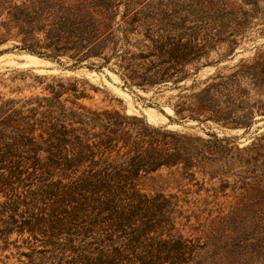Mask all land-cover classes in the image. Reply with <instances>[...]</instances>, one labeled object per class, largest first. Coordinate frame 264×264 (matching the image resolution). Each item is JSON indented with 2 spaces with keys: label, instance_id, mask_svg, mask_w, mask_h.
I'll return each instance as SVG.
<instances>
[{
  "label": "trees",
  "instance_id": "obj_1",
  "mask_svg": "<svg viewBox=\"0 0 264 264\" xmlns=\"http://www.w3.org/2000/svg\"><path fill=\"white\" fill-rule=\"evenodd\" d=\"M200 10L136 0H0V46L12 39L70 69L106 67L125 85L178 90L169 101L177 121L249 131L264 103L252 100L246 83L264 94V54L197 81L203 59L225 42L202 35L203 22L186 15ZM37 79L41 94L0 99V243L27 257L20 264H207L208 255L213 264H264V214L219 216L212 239L223 242L209 253L183 233L174 195L141 188L162 169L190 181L227 177L221 168L231 137L94 109L80 102L89 98L81 80ZM250 147L264 149V135ZM245 249L257 261H242Z\"/></svg>",
  "mask_w": 264,
  "mask_h": 264
},
{
  "label": "rangeland",
  "instance_id": "obj_2",
  "mask_svg": "<svg viewBox=\"0 0 264 264\" xmlns=\"http://www.w3.org/2000/svg\"><path fill=\"white\" fill-rule=\"evenodd\" d=\"M136 1L142 5L167 7L171 11L190 7L201 9L191 11V14L187 12L186 15L189 18L192 15L193 19L203 22L202 35L217 34L225 39V42L210 51L207 59H203L206 65L200 69L197 81L218 72L229 75L238 69L241 62L252 63L255 56L264 54V0ZM228 39L236 40L237 44H232ZM18 44V41L11 39L0 46V99H20L41 94L42 88L38 85L37 77L79 79L89 94V98L80 102L94 109H117L128 115L142 116L153 125L197 136L207 137V133L211 132L219 137L232 138V150L226 155L225 164L221 168L227 177L211 180L197 174L196 179L190 181L181 172L162 169L141 182V188L147 194L163 192L176 197L182 211L180 221L183 233L186 237L196 238L206 244L208 248L205 251L211 253L215 242L217 245L223 242L212 239L220 227L217 224L219 216L232 213L264 214V149H250L254 140L264 135V116L256 113L249 131L224 127L214 120L204 121L203 118L177 121L169 101L178 90L157 93L155 89L145 90L125 85L118 73L106 67L93 70L85 66L70 69L56 61L15 48ZM192 82L193 79L189 78L183 84L189 86ZM249 84L246 83L252 100L264 103V94L259 98L257 89ZM161 114L178 124L186 122L191 129L176 127L162 120ZM15 239L16 234L12 236V240ZM21 243L22 240H19L18 244ZM3 246L0 243V264H20V260H27L26 256L18 254L14 246L8 249H3ZM21 251L29 252V249L22 247ZM247 251L245 249L241 252L240 259L257 261V255ZM212 261V255H208L206 263L213 264Z\"/></svg>",
  "mask_w": 264,
  "mask_h": 264
},
{
  "label": "water",
  "instance_id": "obj_3",
  "mask_svg": "<svg viewBox=\"0 0 264 264\" xmlns=\"http://www.w3.org/2000/svg\"><path fill=\"white\" fill-rule=\"evenodd\" d=\"M160 118L162 120H164V121H168L169 123H172V125H174L176 127H180V128H183V129H191L186 122H182L181 124H178L176 122H172L169 118H167L166 116H164L162 114L160 115Z\"/></svg>",
  "mask_w": 264,
  "mask_h": 264
}]
</instances>
